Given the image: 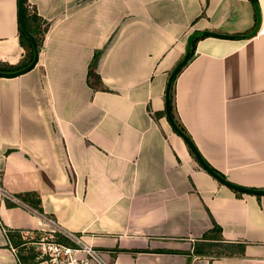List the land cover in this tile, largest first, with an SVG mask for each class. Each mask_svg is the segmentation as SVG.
<instances>
[{"label":"crops","instance_id":"0c3cea01","mask_svg":"<svg viewBox=\"0 0 264 264\" xmlns=\"http://www.w3.org/2000/svg\"><path fill=\"white\" fill-rule=\"evenodd\" d=\"M256 3L249 36L250 0H28L49 25L35 66L0 75V185L15 198L0 200V264H21L2 226L24 233L33 217L18 196L27 192L110 264H264V195L220 183L165 115L154 118L192 33L240 36L197 40L175 78L173 111L229 182L264 189ZM25 63L17 0H0V72Z\"/></svg>","mask_w":264,"mask_h":264},{"label":"built area","instance_id":"2783aa9c","mask_svg":"<svg viewBox=\"0 0 264 264\" xmlns=\"http://www.w3.org/2000/svg\"><path fill=\"white\" fill-rule=\"evenodd\" d=\"M5 193L0 185V200ZM31 211L33 215L38 214L41 227L35 239L25 240L23 237V244L36 245L33 264H110L105 253L82 236L60 227L53 219L46 218L34 209ZM2 231L7 234L9 226H2ZM24 233L20 232L21 235ZM12 250L15 251V248L12 247Z\"/></svg>","mask_w":264,"mask_h":264},{"label":"trees","instance_id":"16d2710c","mask_svg":"<svg viewBox=\"0 0 264 264\" xmlns=\"http://www.w3.org/2000/svg\"><path fill=\"white\" fill-rule=\"evenodd\" d=\"M28 0H23V20H24V24H25V27H26V30L34 37L35 41H36V44H37V50L39 51L41 46H42V42H43V36H44V33L46 32L47 28H48V25H49V22L45 19H43L41 16H39L36 12V10H33V12H30L28 10ZM200 37H196L194 38L192 41H191V47H190V52H189V56H188V59L186 61V63L184 64V66L188 63V61L192 58V56L194 55V50H195V43L197 42V40L199 39ZM19 40H20V44L25 47L27 46L29 49H30V57L28 59V61L25 63V66L27 64L30 63V61L32 60L33 58V48H32V45L30 43V40L29 38L27 37V35L22 31V29L20 28L19 26ZM186 50V49H185ZM96 59L97 57H94L93 60H92V65H90V70H89V74H88V81L89 83L91 84V79H94L96 81H99V77L98 75L96 74L95 72V62H96ZM182 59V57L178 60V62ZM177 62V63H178ZM176 63V64H177ZM175 64V65H176ZM183 66V67H184ZM182 67V68H183ZM174 68V67H173ZM182 69H180L178 71V73L181 71ZM178 73L175 75L172 83H171V86H170V93H169V98H170V108H171V112H172V116L174 118V121L176 123V125L191 139L192 141V138L190 137V135L188 134V132L186 131V129L182 126V124L176 119L175 117V114H174V104H173V85H174V81H175V78L177 77ZM157 115H162L164 116L165 115V111L163 112H160V113H155V116L154 118L157 120ZM166 116V115H165ZM174 133H176L174 131ZM193 142V141H192ZM194 143V142H193ZM194 157V156H193ZM195 158V157H194ZM204 159V158H203ZM205 160V159H204ZM206 161V160H205ZM206 163L211 167V169L213 171H215L218 175H220L221 177H223L224 179L225 176L219 172L218 170H216L214 167H212L207 161ZM236 192H238V190H236ZM20 199H22L28 206H30L32 209L36 210L37 212L39 213H43V210H42V206H41V203H40V199H39V196L35 193V192H27L25 194H20L18 196ZM215 231L217 233L220 232V229L219 227L214 223V226H213V229L212 231ZM8 236H9V239L11 241V243L13 245H15L16 247H23V239L21 238V235L20 234H16L13 232V230L11 231H8ZM244 246L241 245L240 248H243ZM20 249V254L18 255V258L20 260V263L21 264H33L35 262V256H36V253H26L25 251H23L22 248H19Z\"/></svg>","mask_w":264,"mask_h":264},{"label":"water","instance_id":"95a60500","mask_svg":"<svg viewBox=\"0 0 264 264\" xmlns=\"http://www.w3.org/2000/svg\"><path fill=\"white\" fill-rule=\"evenodd\" d=\"M252 4L254 5V8L256 10V16H257V24L253 30V32L249 36H253L257 30H258V25H259V10L258 6L256 3V0H250ZM17 18H18V24L22 31L27 35V37L30 40V43L33 48V58L30 61L29 64L24 66L23 68L14 71V72H8V73H2L0 72V75H6V76H17L20 74H23L27 72L28 70L32 69L35 64L38 61V55L39 51L37 50V44L34 39V37L26 30L24 20H23V0H17ZM214 36L217 38H226V39H233L235 37H240V36H234V35H229V34H222V33H217L213 31H198L192 33L186 42V50L182 56V59L174 66V68L171 70V72L168 75L166 86H165V93H164V110H165V115L168 123L170 124L171 128L176 132V134L182 138V140L186 143L190 151L192 152L193 156L199 163L202 169H204L206 172H208L212 177H214L216 180H218L220 183L226 185L227 187L233 189V190H238L243 193H249V194H255V195H264V189H259V188H249V187H244L240 186L237 184H234L232 182H229L227 179H224L220 175H218L215 171L211 169V167L206 163V161L203 159L202 155L196 148L195 144L191 141V139L176 125L174 118L172 116L171 108H170V98H169V93H170V86L171 83L175 77V75L178 73L180 69L184 66L186 63L189 52H190V47H191V41L196 38V37H201V36Z\"/></svg>","mask_w":264,"mask_h":264},{"label":"rangeland","instance_id":"374dc122","mask_svg":"<svg viewBox=\"0 0 264 264\" xmlns=\"http://www.w3.org/2000/svg\"><path fill=\"white\" fill-rule=\"evenodd\" d=\"M28 10L30 12H33L34 8L31 7V4L28 6ZM44 38V36H43ZM26 49V62L28 61L29 57H30V49L25 46ZM3 200H8L11 202V200H15V198L9 196L7 193H5V196L2 197ZM13 202V201H12ZM20 207L23 208V210H25L26 212H29V214L33 217V220L30 221L29 224H24V227H20L21 230H23L25 233L23 234L25 240H33L36 238V236L39 234V230H40V220L38 219L37 215H33L34 213H32L31 208H29L28 206L24 205V204H19ZM24 211V212H25ZM14 233H18V230H14ZM27 233V234H26ZM21 235V234H20ZM23 251H25L26 253H36V245L28 243L26 245H24L22 247ZM18 251H20V249H17ZM21 252V251H20Z\"/></svg>","mask_w":264,"mask_h":264}]
</instances>
